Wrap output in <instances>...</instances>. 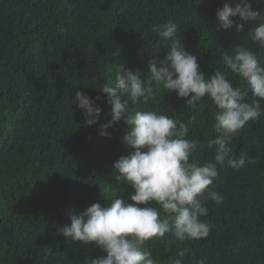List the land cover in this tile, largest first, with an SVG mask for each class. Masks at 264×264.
Returning a JSON list of instances; mask_svg holds the SVG:
<instances>
[{"label": "trees", "instance_id": "trees-1", "mask_svg": "<svg viewBox=\"0 0 264 264\" xmlns=\"http://www.w3.org/2000/svg\"><path fill=\"white\" fill-rule=\"evenodd\" d=\"M225 2L235 7L234 0H0V264H90L106 255L58 234L71 213L97 202L105 207L132 191L115 180L112 167L132 151L121 139L127 125L122 118L108 136L99 134L110 106L107 94L92 87L114 79L119 68L144 79L148 62L167 54L151 28L168 21L177 23L182 45L206 77L235 44L264 57L247 35L259 21L244 33L219 29L215 12ZM249 2L264 13V0ZM75 91L100 97L97 124L85 125ZM146 107L182 121L193 115L175 92L158 90ZM211 113L206 106L198 118L204 122L190 128L188 138L199 141L192 160L212 159ZM233 147L235 156L246 153L257 163L238 172L219 169L210 188L223 202L202 198L209 209L202 219L213 226L206 239L145 245L159 264H172L183 247L189 249L184 264H264V117L249 122Z\"/></svg>", "mask_w": 264, "mask_h": 264}, {"label": "clouds", "instance_id": "clouds-1", "mask_svg": "<svg viewBox=\"0 0 264 264\" xmlns=\"http://www.w3.org/2000/svg\"><path fill=\"white\" fill-rule=\"evenodd\" d=\"M234 2L235 7L225 2L216 10L219 29L244 33L246 24L259 21L247 29V35L253 45L264 49V13L254 10L249 0ZM151 31L167 54L162 60L153 57L148 62L144 79L138 71L119 68L114 79L110 77L102 86L92 87L107 94L110 106L111 119L101 125L99 134L108 136L107 129L122 118L127 125L121 139L132 151L112 167L117 173L115 180L132 191L127 198L121 191L107 199L105 207L97 202L82 212H73L70 224L58 228V234L66 239L92 243L106 253L91 259L90 264H159L152 252L145 250L149 241L172 247L206 239L213 226L202 219L209 215L202 198L207 193L206 199L216 204L223 202L224 197L210 188L219 169L227 165L238 172L257 163L246 153L235 156L233 140L249 122L264 117V57L250 47L235 44L231 53H221V67L206 77L199 70L197 57L182 45L176 22L156 24ZM230 76L238 85L234 86ZM158 90L160 94L175 92L184 98L193 115L182 121L147 108ZM99 99L75 91L73 104L82 110L86 126L98 123L102 111ZM133 104L136 109L131 108ZM206 106L212 109L215 136L207 145L213 149L212 159L201 162L191 159L199 141L188 136L190 128L204 122L198 118ZM187 254V247L178 248L172 264H184ZM196 264L205 262L197 260Z\"/></svg>", "mask_w": 264, "mask_h": 264}]
</instances>
